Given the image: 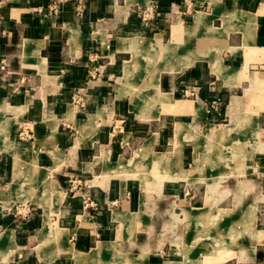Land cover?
Returning a JSON list of instances; mask_svg holds the SVG:
<instances>
[{
	"label": "crops",
	"instance_id": "1",
	"mask_svg": "<svg viewBox=\"0 0 264 264\" xmlns=\"http://www.w3.org/2000/svg\"><path fill=\"white\" fill-rule=\"evenodd\" d=\"M0 264H264V0H0Z\"/></svg>",
	"mask_w": 264,
	"mask_h": 264
},
{
	"label": "built area",
	"instance_id": "2",
	"mask_svg": "<svg viewBox=\"0 0 264 264\" xmlns=\"http://www.w3.org/2000/svg\"><path fill=\"white\" fill-rule=\"evenodd\" d=\"M140 15H141V20L143 22L147 21L150 18L151 15V8L150 7H145L143 9H141L140 11ZM191 95V92H187V91H183V95ZM80 187L83 188H87V182L83 179H73L69 181V189H68V195L72 196L77 189H79ZM72 194V195H71ZM80 196V209L82 211H86L87 209H95V204L87 197L85 196L83 193L79 194ZM22 210V209H21ZM16 214H19L20 212L15 209Z\"/></svg>",
	"mask_w": 264,
	"mask_h": 264
},
{
	"label": "rangeland",
	"instance_id": "3",
	"mask_svg": "<svg viewBox=\"0 0 264 264\" xmlns=\"http://www.w3.org/2000/svg\"><path fill=\"white\" fill-rule=\"evenodd\" d=\"M218 135V134H217ZM68 189H69V187L67 188V191H68ZM16 195H19V194H17V193H15ZM20 196V195H19ZM19 196H15V197H19ZM34 196H35V194H34ZM15 197H14V200H15ZM22 197V196H21ZM47 197H48V200H50V202H51V199H52V201H54L55 200V197H56V195H55V193H51V192H49V193H47ZM31 206L28 204V203H16V204H14L13 205V207H12V209L10 210V213L15 217V218H18V219H21V220H25L26 218H28L29 216H30V214L32 213V211H31V208H30ZM15 209H17L20 213L19 214H16V211H15ZM22 209V210H21ZM216 253V252H215ZM115 254L116 255H119V254H117V250L115 249ZM115 260H118V261H121L122 260V258H121V256H119V257H117V259H115Z\"/></svg>",
	"mask_w": 264,
	"mask_h": 264
}]
</instances>
